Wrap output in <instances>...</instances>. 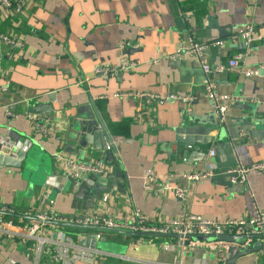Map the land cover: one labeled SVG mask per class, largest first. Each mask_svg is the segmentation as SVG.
<instances>
[{"label": "crops", "instance_id": "0c3cea01", "mask_svg": "<svg viewBox=\"0 0 264 264\" xmlns=\"http://www.w3.org/2000/svg\"><path fill=\"white\" fill-rule=\"evenodd\" d=\"M209 16L224 25V33L213 28L209 36ZM263 22L264 0H30L16 14L1 7L0 31L19 34L25 44H0V84L9 87L0 89V147L5 152L11 147L23 149L29 166L25 168L23 161L21 167H0V202L20 210L38 206L46 197L54 202L45 206L57 213L97 211L128 219L140 208L152 221L184 210L224 219L264 209V170L250 171L247 182L237 184L227 173L237 164L264 161V130L257 136L243 130L233 138L212 126L214 111L205 86L212 79L218 90L243 97L264 116V72L246 75L248 67L264 63V36L244 49L235 45L236 39L229 48L215 43L240 26ZM129 38L139 46L127 52L141 64L108 78L97 74L95 64L118 62L123 53L118 42ZM192 39L206 43L204 58L212 66L226 64V70L208 73L199 58L187 53L170 57L181 41ZM239 52L243 53L240 65L229 67V60ZM129 90L164 97L191 95L192 108L188 110L180 98L114 95ZM241 100L230 104L228 123L231 115L250 111L238 107ZM26 111L48 116L51 129L36 131ZM96 120L104 133L93 132ZM178 136L192 142L177 144ZM79 141L90 144L81 146ZM106 143L113 144V163L107 162L103 147L95 146ZM61 154L84 160L103 158L108 172L94 185L83 182L77 187ZM211 167L215 170L212 176L198 180L185 176ZM149 171L157 185L168 182L187 187L188 200L176 197L172 188L147 191L144 182ZM94 230L77 227L72 233L78 238ZM113 232H103L101 239L118 241L116 250L95 245L96 260L76 264H166L175 260L223 264L248 244L197 236L182 249L169 246L174 241L169 235ZM249 240L263 244L239 256L236 264H264V239ZM33 254L31 244L24 248L0 236V264H32Z\"/></svg>", "mask_w": 264, "mask_h": 264}, {"label": "built area", "instance_id": "2783aa9c", "mask_svg": "<svg viewBox=\"0 0 264 264\" xmlns=\"http://www.w3.org/2000/svg\"><path fill=\"white\" fill-rule=\"evenodd\" d=\"M30 0H0V8L4 7L9 14L21 13L24 5ZM238 37L245 40L247 43L252 42L256 38L264 36V22L260 24L247 23L246 25L237 28ZM237 36L231 35L226 38L216 39L215 43L221 47L229 48L235 41ZM8 43L17 46H23L25 41L19 34L0 31V44ZM139 42L136 39H121L118 42V47L123 52L119 61L116 63L95 64V72L105 78L121 72L123 70L138 67L141 60L132 56L127 52L128 48L138 47ZM207 49V44L202 41L191 40L181 41L178 49L170 57H182L184 54L194 55L200 59L201 64L206 72H222L226 70L227 65L224 63L212 66L205 58L204 53ZM243 53H236L229 60V67H237L240 65V59ZM264 70V63L257 66L248 67L246 75L259 74ZM0 68V78L2 77ZM206 95L211 100L212 109L218 117L219 121L227 122V111L232 102L243 97H237L229 93H223L217 89L214 81L208 79L205 84ZM8 85L0 84V89L8 90ZM114 95H128L138 97H153L160 100L168 97L180 98L188 110L192 108L193 96L185 94H169L161 96L151 91L129 90L114 93ZM8 114H13L9 107H6ZM26 116L32 121L36 131L47 133L52 125L48 116L37 111H26ZM106 149H113L112 143H107ZM216 153L215 149L211 150V155ZM64 163L68 167V171L73 177L75 186H81L83 182L94 185L98 178L104 177L108 172V164L103 158L84 160L75 155H63ZM252 170H264V161H255L250 164H237L229 169L227 173L230 176L232 183H245L248 180V174ZM215 170L213 167L201 171L187 172L185 176L189 179L198 180L208 176H212ZM144 187L147 191L159 190L164 191L170 188L173 189L176 197L183 201H187L189 197V189L183 185H171L164 182L157 185V179L154 173L147 172L145 174ZM53 199L43 197L38 206L24 207L18 209L14 205H5L0 202V236L3 240L11 239L15 243H19L24 248H29L32 245L34 254L32 264H76L78 261L94 262L98 248L92 245L82 244L87 235L76 237L72 231L56 221H69L73 223H83L94 226V232L91 234L97 239L103 237V231L108 230H129L132 232L146 233L148 235H169L174 238V241L169 244L170 247L179 246L184 248L198 235H218L222 233L242 234V233H263L264 232V209H260L254 215L244 217H226L224 219H215L204 216L202 214L184 210L183 213L159 220H150L148 215L140 208H136L133 217L120 218L110 214H105L97 211L87 212L80 215H68L57 213L52 208L45 205L52 204ZM14 213L17 217L6 216L5 214ZM18 239V240H16ZM12 263L16 260L10 258ZM166 264H184L183 261L175 260ZM199 264V263H195Z\"/></svg>", "mask_w": 264, "mask_h": 264}, {"label": "water", "instance_id": "95a60500", "mask_svg": "<svg viewBox=\"0 0 264 264\" xmlns=\"http://www.w3.org/2000/svg\"><path fill=\"white\" fill-rule=\"evenodd\" d=\"M209 23L206 26L209 36L212 35L211 30L213 28H219L220 31L219 32H225V27H223L224 25H219L217 19L213 16H209L208 18ZM200 27V26H199ZM199 29V28H198ZM223 33H221V35L223 36ZM228 34V33H227ZM233 35L237 36L236 41H238V43H235V45L240 44L243 49L248 47V46H253V42L247 43L245 40L241 39L240 37H238V33H236V31L233 33ZM235 41V42H236ZM185 55V54H184ZM264 72V70L262 71ZM146 98H151L149 96H145ZM238 107L240 109H246V110H250L249 112H242V113H238V114H234L230 116V120L229 123L226 121H219L217 119V115L215 114V112H213V116L211 117L213 120V125L212 126H217L219 129H223L225 131V133L228 134V132L231 134V137L233 138H237L241 135L242 131L245 130L247 131V133L249 135H261L262 131L264 130V116H259V110L256 108L255 104L249 102V101H244V99L241 100V102L238 103ZM95 125L92 127L93 132H95V135H97L98 133H104V129L102 127L99 126L98 121H94ZM213 127H207L205 129V131H207L206 133H208V131H210ZM254 128H257L256 130ZM238 129V131L235 133L234 130ZM192 132L196 131L195 129H191ZM264 136V135H262ZM182 142H187V143H191L192 140L187 139L186 137H177V144H180ZM79 144L81 146H87V144L89 145L90 142H81L79 141ZM106 145H101V146H97L95 144V146L97 148L103 147L105 150V157L107 158V162L108 163H113L114 162V157H112L113 154V149H106ZM27 152L24 151L23 149H19L17 147H11V150L9 152H5V151H1V147H0V167L2 166H7V165H12V166H16V167H21L24 163V167L28 168L29 166V159L27 157ZM112 157V158H111ZM108 158H111L110 160H108ZM70 178H73L72 176H70ZM84 185H87L86 182L83 183ZM105 188V187H102ZM100 188V189H102ZM57 223L61 224V225H67V226H77L83 229H87V228H94V226L92 225H87V224H83V223H73V222H69V221H56ZM198 237H203V238H219V239H224L227 241H234L240 244H244V243H248L245 244L244 247H239V249L231 256H229L223 264H236V260L239 256L250 252L251 250L257 248V247H261L263 244V241L260 240H249V238H263L264 239V232L263 233H255V232H251V233H242V234H230V233H222V234H218V235H198ZM82 244L85 245H92L95 246L98 243V240L90 233L88 234L83 240H81Z\"/></svg>", "mask_w": 264, "mask_h": 264}, {"label": "rangeland", "instance_id": "374dc122", "mask_svg": "<svg viewBox=\"0 0 264 264\" xmlns=\"http://www.w3.org/2000/svg\"><path fill=\"white\" fill-rule=\"evenodd\" d=\"M106 234L114 233L113 230L105 229L103 231ZM97 245L104 250H116L119 247L118 241H114L108 238L99 239Z\"/></svg>", "mask_w": 264, "mask_h": 264}, {"label": "trees", "instance_id": "16d2710c", "mask_svg": "<svg viewBox=\"0 0 264 264\" xmlns=\"http://www.w3.org/2000/svg\"><path fill=\"white\" fill-rule=\"evenodd\" d=\"M5 215L6 216H12V217H15V218L17 217V214L9 213V212H7ZM64 227L66 229L70 230V231L76 230V228H77V226H67V225H65ZM78 228H80V227H78Z\"/></svg>", "mask_w": 264, "mask_h": 264}]
</instances>
